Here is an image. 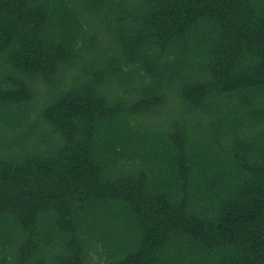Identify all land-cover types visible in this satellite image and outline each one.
<instances>
[{"label":"trees","instance_id":"trees-1","mask_svg":"<svg viewBox=\"0 0 264 264\" xmlns=\"http://www.w3.org/2000/svg\"><path fill=\"white\" fill-rule=\"evenodd\" d=\"M0 264H264V0H0Z\"/></svg>","mask_w":264,"mask_h":264}]
</instances>
